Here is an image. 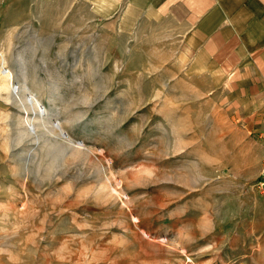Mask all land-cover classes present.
<instances>
[{
  "label": "rangeland",
  "instance_id": "1",
  "mask_svg": "<svg viewBox=\"0 0 264 264\" xmlns=\"http://www.w3.org/2000/svg\"><path fill=\"white\" fill-rule=\"evenodd\" d=\"M69 1L0 0L17 100L48 112L10 113L0 131L7 264H264V136L152 99L166 86L139 83L112 30Z\"/></svg>",
  "mask_w": 264,
  "mask_h": 264
},
{
  "label": "crops",
  "instance_id": "2",
  "mask_svg": "<svg viewBox=\"0 0 264 264\" xmlns=\"http://www.w3.org/2000/svg\"><path fill=\"white\" fill-rule=\"evenodd\" d=\"M69 3L87 6L94 13L87 20L112 30L121 65L147 79L139 83L166 86L152 99L191 105L198 117H237L264 136V0ZM8 65L0 53V131L10 113L24 112L2 73ZM0 264H7L2 253Z\"/></svg>",
  "mask_w": 264,
  "mask_h": 264
},
{
  "label": "bare ground",
  "instance_id": "3",
  "mask_svg": "<svg viewBox=\"0 0 264 264\" xmlns=\"http://www.w3.org/2000/svg\"><path fill=\"white\" fill-rule=\"evenodd\" d=\"M2 73L10 81V88L14 96L20 97L19 94L22 92V88L20 87L19 84L11 82L12 77H13V72L10 69L4 68L2 70ZM22 102H23V108L27 115V118H29L28 116H29L30 111H32V113H35V114L38 113V115L41 118H45V116L48 114L46 108L42 105L41 101L38 99V97L35 94L28 95L25 98V100H23ZM53 126L55 129L61 132V136L63 138L65 139L69 138V134L62 129L61 123L59 121L54 122ZM28 129L29 131L33 133L36 131V126L32 121H28ZM79 144L85 147V144H83L82 142H79Z\"/></svg>",
  "mask_w": 264,
  "mask_h": 264
},
{
  "label": "built area",
  "instance_id": "4",
  "mask_svg": "<svg viewBox=\"0 0 264 264\" xmlns=\"http://www.w3.org/2000/svg\"><path fill=\"white\" fill-rule=\"evenodd\" d=\"M255 186L258 190V192L262 195H264V159H263V163H262V168H261V172L259 174V177L255 183Z\"/></svg>",
  "mask_w": 264,
  "mask_h": 264
}]
</instances>
